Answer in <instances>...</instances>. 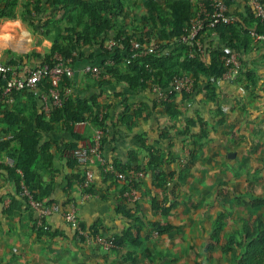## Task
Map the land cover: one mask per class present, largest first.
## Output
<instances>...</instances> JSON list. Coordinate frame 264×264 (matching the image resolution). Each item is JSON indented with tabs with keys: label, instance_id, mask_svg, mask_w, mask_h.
I'll return each instance as SVG.
<instances>
[{
	"label": "crops",
	"instance_id": "crops-1",
	"mask_svg": "<svg viewBox=\"0 0 264 264\" xmlns=\"http://www.w3.org/2000/svg\"><path fill=\"white\" fill-rule=\"evenodd\" d=\"M237 8L242 9L241 1L232 10ZM19 13L16 18L0 21L3 65L15 67L11 60L20 56L26 59L32 51L44 52L51 46L45 48L49 40L41 29L36 30L38 21L34 28ZM99 52L97 47L89 48L85 58L72 65L71 92L81 98L103 92L102 99L116 102L110 110L114 121L123 99L134 106L145 103L151 114L137 126L130 123L131 127L117 125L109 127L106 134L102 131L103 160L90 164L94 179L87 189L80 183L81 178L85 180L86 167L78 162L80 176L69 162L70 145L81 148L95 144L98 129L87 121L73 125L71 130L61 125L44 134L42 143L64 141L65 146L53 148L57 171L53 177L43 173L38 187L46 202L52 199L65 204L64 209L74 207L86 230L97 226L102 229L100 235L110 239L131 230L143 242L123 243L106 251L79 236L56 213L45 218L43 231L38 230L35 212L18 195L14 177L5 169L6 159L12 158L5 153L0 161V264H264V42L245 56L254 82L243 85L222 80L217 101L199 94L194 102H185L187 114L201 115L210 126L191 166L184 163L189 149L183 134L184 115L174 122L159 105L153 108V94L137 93L124 83H98L85 67L102 64L104 56ZM91 53L95 58L88 60ZM13 101L12 93L0 102L5 108ZM21 101L29 103L26 96ZM5 129L8 126L0 125L2 137L15 134L5 133ZM165 129H169V138H163ZM149 146L161 150V169L173 174L166 177L164 185L155 186L151 170L145 167L134 186L138 198L132 201L126 196L128 188L122 195L123 180L115 181L107 174L115 164L123 168L126 164L135 166L137 160L147 161ZM124 198L126 209L122 208ZM157 225L168 229L160 232Z\"/></svg>",
	"mask_w": 264,
	"mask_h": 264
},
{
	"label": "trees",
	"instance_id": "trees-1",
	"mask_svg": "<svg viewBox=\"0 0 264 264\" xmlns=\"http://www.w3.org/2000/svg\"><path fill=\"white\" fill-rule=\"evenodd\" d=\"M139 1L142 2L146 11L140 19L138 16L130 17L128 23L126 21L128 18L123 17V13L127 10L130 0H0V21L4 18H16L20 10L22 18L29 21L34 28L38 21L36 30L41 29L40 33L44 38L51 41V46L44 52L34 50L27 55L26 59L20 56L11 60L22 74L37 64H47L52 68L64 62L63 64L73 68L72 65L79 59L85 58L84 53L89 48H99V54L104 56L102 64L89 63V65L100 67L102 69L100 76L95 77L92 72L86 71L94 77V80H98V83H124L137 93L143 91L153 94L155 96L153 108L159 105L161 111L169 115L174 122H179V118L184 115L183 134L185 141H189L184 163L186 166H191L201 147L200 141L207 138L210 126L201 115L187 114L183 106L185 102H194L199 94L211 101H217L219 98L217 88L222 80H227L224 74L228 71V67L222 59L226 51H235L242 63L241 75L235 82L243 85L254 82L253 73L248 71L245 63V56L251 49L256 48L257 44L264 42V37L257 40L253 35L255 32L264 36V19L261 20L255 16L253 0H224L227 14L234 17V21L220 22L214 27L205 25L199 32L197 40L190 44L181 41L179 37L190 33L193 27L192 20L197 17L205 19L203 9L208 12L213 11L214 0ZM240 1L242 9L232 10L233 5H237ZM257 1L264 3V0ZM135 40L141 41L144 46L153 47L154 52L134 56L132 43ZM113 41L115 44L110 47ZM217 41H219L218 45ZM198 42L202 43L203 52L199 49ZM191 53H195L193 58L189 56ZM94 58L95 56L91 53L87 59ZM28 62L34 63L32 67L26 65ZM175 75L193 77L194 89L189 92L175 90L170 92ZM0 84L6 85L5 81H1ZM154 86L166 91L167 98H157ZM49 87L48 76L37 85L41 92L48 91ZM68 88H70V77L66 72L61 80L62 93H65ZM103 94L102 92L81 98L70 91L64 103L52 108L50 114L44 111L38 92L28 87L13 91L12 105L2 108L3 102H0V125L8 126V129L4 130L5 133H15L12 137L3 138L0 149L1 159L4 160L8 154L16 162L14 167L6 166L5 169L14 177L18 188L17 193L21 180L24 179L35 196L44 200L38 181L46 171L53 177L57 171L53 148L61 149L63 145L65 146L62 144L64 141L59 143L51 140L42 143L44 134L62 126L71 130L73 125L87 121H91L95 128L106 134L112 126H137L139 125L137 122L149 118L151 114L145 103L134 106L132 102L123 99L120 111L117 112L118 120L114 121L111 119L110 110L116 107V102L102 99ZM24 96L29 103L21 101ZM62 96L64 98V95ZM39 101L41 107L38 106ZM162 133L166 136L163 138H169V129L163 130ZM3 134L0 133V136ZM76 137L78 140L81 139L80 135ZM103 140L104 135L101 134V148ZM70 147L69 162L74 164L81 176L80 165L73 155L74 150L77 149L76 144H71ZM148 152L150 156L147 161L137 160L135 166L126 164L123 168L115 164L114 171L107 174L115 181L123 180L122 195L127 188L129 190L132 185L137 186L138 179H141L137 173L144 172L145 167L151 170L152 179L156 182L155 186L164 185L166 177L173 174L161 169L164 163L161 150L149 146ZM133 158H136V155ZM18 169L22 170L23 174H20ZM117 172L125 173L126 178H119L116 176ZM80 183L83 186L85 180L81 178ZM48 202L53 200L50 199ZM124 202L125 204L121 206L126 209L125 198ZM61 206L64 208L65 204ZM42 227L38 230L43 231L46 227L45 222ZM156 227L160 232L168 229V226L157 225ZM87 231L95 237L102 232V229L99 230L97 226H94ZM76 233L82 236L78 231ZM111 239L115 246L123 243L139 245L143 242L139 234L132 233L131 230L113 235Z\"/></svg>",
	"mask_w": 264,
	"mask_h": 264
},
{
	"label": "built area",
	"instance_id": "built-area-1",
	"mask_svg": "<svg viewBox=\"0 0 264 264\" xmlns=\"http://www.w3.org/2000/svg\"><path fill=\"white\" fill-rule=\"evenodd\" d=\"M254 8V13L257 18L261 20L264 19V3H260L257 0L252 1ZM205 19H200L199 17L195 18L193 21L192 30L188 35L180 36V40L186 43L193 44L197 40L199 32L204 28L205 25L216 26L220 22L230 23L234 21V17L227 14V6L224 0H214L213 11L208 12L203 9ZM257 40L262 39L264 36L259 33H253ZM113 41L110 44V47L114 45ZM199 49L203 52V45L201 42H198ZM149 52H154L153 47L144 46L141 41L135 40L132 43V53L134 56L146 55ZM190 57H194L195 53H191ZM222 59L225 61V64L228 67V71L224 74V78L234 82L239 75H241L242 63L239 59L238 54L235 51H226ZM86 71L92 72L95 77H99L102 69L98 66L87 65L85 68ZM68 72L71 73L70 67L63 63H58L56 66L50 68L47 64L37 65L30 68L26 73L22 74L19 72L17 66L3 65L0 63V73L3 81L6 85L0 87V101L6 99L7 96H10L15 89L31 88L38 92V95L41 97V102L43 104V109L47 114H50L52 108L59 107L64 103L65 98H67L68 92L71 91V88L66 89L65 93H62L61 89V80L63 75ZM49 78L50 87L48 91L41 92L37 88L38 83L45 77ZM243 78H246L245 75H242ZM195 87V79L189 75H175L172 81V89L182 92V91H192ZM154 90L157 92V98L164 99L167 98L166 91L162 90L158 86H154ZM64 95V98L63 96ZM95 134V144H90L88 147L84 146L74 150L73 155L79 162V164L86 167V177H85V187L91 185L94 179V173L90 169V164L95 161V159L103 160L100 147H101V130H97ZM4 137L0 136V149L1 142ZM0 161H1V150H0ZM6 164L10 167L15 166V162L12 158L6 159ZM111 171H114V167H110ZM20 174H23L22 170L18 169ZM119 178H126V174L123 172L116 173ZM138 176L142 177L143 172H138ZM23 180V179H22ZM21 180L20 189L18 195L23 198L28 207L35 212V222L37 228L44 226V220L52 214H61L66 221L73 229L82 234L83 237L88 242H94L102 246L106 251L112 249L115 245L112 239L107 238L106 236L97 234L93 237L83 226L82 222L77 216L76 210L74 207L68 209L62 208L61 204L57 202H46L45 200H39L35 196V193L29 189L25 181ZM127 198L132 201H135L137 197V191L132 185L129 190L126 192Z\"/></svg>",
	"mask_w": 264,
	"mask_h": 264
},
{
	"label": "rangeland",
	"instance_id": "rangeland-1",
	"mask_svg": "<svg viewBox=\"0 0 264 264\" xmlns=\"http://www.w3.org/2000/svg\"><path fill=\"white\" fill-rule=\"evenodd\" d=\"M129 4V6H128V8H127V10L126 11H124V13H123V17H125L127 20V22L129 23L130 22V17H137L138 16V18L140 19V17L145 13V11H146V9H145V7L142 5V2L141 1H139V0H130V2H128ZM20 13H21V11H20ZM19 13V14H20ZM140 22V21H139ZM130 26V25H129ZM132 26V25H131ZM23 29H24V26H23ZM0 34H1V32H0ZM45 43V42H44ZM49 43H51L50 41L48 42V43H46V46H45V48L46 47H48V45L50 46L51 44H49ZM28 44H29V42H28ZM30 45V44H29ZM41 46L44 48V45H43V43H41ZM45 48H44V50H45ZM43 50V49H42ZM22 181H24V179L22 180ZM38 199V198H37ZM39 200H41V199H39Z\"/></svg>",
	"mask_w": 264,
	"mask_h": 264
}]
</instances>
